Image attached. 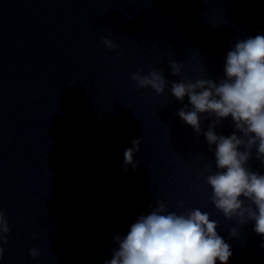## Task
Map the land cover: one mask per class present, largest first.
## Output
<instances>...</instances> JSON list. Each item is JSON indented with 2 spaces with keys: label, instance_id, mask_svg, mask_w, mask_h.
Returning <instances> with one entry per match:
<instances>
[{
  "label": "clouds",
  "instance_id": "clouds-1",
  "mask_svg": "<svg viewBox=\"0 0 264 264\" xmlns=\"http://www.w3.org/2000/svg\"><path fill=\"white\" fill-rule=\"evenodd\" d=\"M103 43L109 49L116 47L108 39ZM181 67L180 63L170 62L174 76L180 74ZM224 76L219 82L206 78L173 81L170 94L179 101L188 97L191 109L185 106L177 115L197 135L202 134L214 152L216 171L206 176L213 205L239 225L255 221V233L264 236V174L247 166L254 148L255 159L264 164V35L235 43L226 55ZM131 78L138 88L151 87L158 95L164 93L168 83L156 69L147 75L134 73ZM202 115L212 121L207 131L201 127ZM229 117L234 125L232 134H217L216 128ZM140 143V139H134L132 147L125 149V173L129 165L133 170L138 168L134 153L140 151ZM157 204L139 216L126 235L114 238L117 248L104 264H216L217 260L227 264L231 246L218 234V224L208 213L193 208L178 214L169 212L162 201ZM9 232L8 221L0 210V258ZM237 234V229L232 228L231 235ZM30 255L35 258L40 253L32 248Z\"/></svg>",
  "mask_w": 264,
  "mask_h": 264
}]
</instances>
